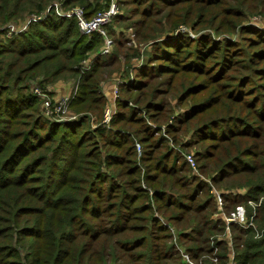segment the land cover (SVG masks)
I'll use <instances>...</instances> for the list:
<instances>
[{
	"label": "trees",
	"instance_id": "obj_1",
	"mask_svg": "<svg viewBox=\"0 0 264 264\" xmlns=\"http://www.w3.org/2000/svg\"><path fill=\"white\" fill-rule=\"evenodd\" d=\"M54 2L110 0H0V27L44 14L0 30V264H264V0H117L107 53ZM62 78L76 118L55 120L32 89ZM212 186L225 215L259 202L254 226L216 216Z\"/></svg>",
	"mask_w": 264,
	"mask_h": 264
},
{
	"label": "built area",
	"instance_id": "obj_2",
	"mask_svg": "<svg viewBox=\"0 0 264 264\" xmlns=\"http://www.w3.org/2000/svg\"><path fill=\"white\" fill-rule=\"evenodd\" d=\"M53 7H54L55 12L58 15L74 17L76 19V23L79 27V30L82 33L90 34L94 31H98L102 35H104L105 37L104 43L99 48L98 52L107 53L111 49L112 40L105 36L103 27L111 22L113 15L117 12L116 2L114 0H111L110 4L108 5L107 8H105V10L103 9L102 11H97L95 14H93L89 18L86 17L83 7L78 6V5H74L72 7L64 9L61 7V4L59 2H54ZM43 15L44 14L38 15L37 17L35 15H32L28 17L29 19L27 20V22L28 21L30 22L32 20H36V21L41 20L43 18ZM27 22L20 28H16L14 25H8V24H7L8 26L6 25V27L8 28L9 33H18L20 31L24 32V30L28 26ZM181 28L184 29V27H181ZM90 63H91V59L83 60L82 61L83 68H86ZM33 89H34V92L39 96L41 100V109L45 116L52 117L55 120L76 118V114H73V113L66 114V109H67V105L70 100L71 93L67 96H61L60 98L53 100L46 92L42 91L40 88L34 87ZM117 97H118V90H117V83H116V85L114 86L112 90V97L109 99L108 104L105 106L103 110L102 119H101L102 124L107 125V123L110 121L111 116L113 115V113H115L114 112L115 111L114 102ZM135 145H136L138 154H140L142 150L141 146L137 142ZM185 159L189 163L192 170L195 171L196 170L195 162H194V158L192 157V154L185 153ZM211 192L214 195V199L220 211L221 217L224 218L226 224L230 222H236V223L241 224L244 227L254 226V223L252 220L255 214L254 208L256 205L259 204V202L255 203L252 201H248V203L252 206V211L249 214L243 205H237L233 211H231L228 215H225L221 211L222 192L220 190L215 189L213 186L211 187ZM226 229H228V226L226 227ZM226 239L228 241V245L230 246L229 233L226 235ZM182 256L186 264H202L200 262H197V263L193 262L192 260L188 258L187 254L183 252H182ZM213 260H215V258ZM226 264H236L234 253L231 249L228 252V260Z\"/></svg>",
	"mask_w": 264,
	"mask_h": 264
},
{
	"label": "rangeland",
	"instance_id": "obj_3",
	"mask_svg": "<svg viewBox=\"0 0 264 264\" xmlns=\"http://www.w3.org/2000/svg\"><path fill=\"white\" fill-rule=\"evenodd\" d=\"M115 2L117 1V0H114ZM110 2H111V0H110ZM110 2H109V4H110ZM78 6H80V5H78ZM132 4L131 5H129V4H126V5H124V4H119V3H117L116 2V10H117V12H120L121 14H123V15H128L130 12L129 11H131V8H132ZM82 7V6H81ZM83 10H84V8H83ZM103 9H101V10H98V11H102ZM105 10V9H104ZM85 11V10H84ZM116 14V13H115ZM114 14V15H115ZM32 15H35L36 17L38 16V15H41L40 13H35V12H33V13H30V14H28V16H26V18L24 19V20H22V21H20L18 24L16 23V24H14V23H9L8 25H14L16 28H20V27H22L26 22H27V20L29 19L28 17H30V16H32ZM113 15V16H114ZM138 16H134L133 18H137ZM111 21H113L112 19H111ZM248 22H250L251 24H255L256 26H258L259 28H261V29H263L264 30V16H259V15H253V16H250L249 17V19H248ZM19 24H21V25H19ZM29 24V21L27 22V25ZM110 24H111V22H110ZM7 25V26H8ZM116 27H114L115 28V30L117 29V28H119V25L118 24H114ZM1 29H3V31L5 30V33H3V36H1V37H3V38H8V37H10V36H12V33H9L8 32V28L6 27V25L5 26H3V27H0V30ZM27 30V27H26V29L24 30V32ZM105 30V29H104ZM183 30V29H182ZM185 30V29H184ZM7 31V32H6ZM188 34H189V36L190 37H198L197 36V34H194L191 30H190V28H187L186 27V30H185ZM20 32H23V31H20ZM148 48L149 47V45H145V44H142L141 45V50L143 49V48ZM136 60V59H135ZM119 78V75L118 74H116V73H114L112 76H110V77H108L106 80H105V82L104 83H102V85L105 87L106 85L108 86V84H109V86H111V83H115L116 81H117V79ZM52 81V80H51ZM51 81H49V82H45L44 83V86H46V88L48 89V85L49 86H55V85H57V86H60V85H65V84H67L68 82L70 83V81L71 80H68L67 78H62V79H57V80H53V83H51ZM72 82V81H71ZM36 88H38V86H35ZM106 89V92L108 91V87L107 88H105ZM33 91H34V89H32ZM110 93H111V89H110V92L108 93L109 95H110ZM71 113H73L72 112V110H70L69 108L68 109H66V114H71ZM74 114V113H73ZM93 114V113H92ZM92 114H90V118H89V125H90V127H92V126H94V124H96V121H97V117H96V115H92Z\"/></svg>",
	"mask_w": 264,
	"mask_h": 264
},
{
	"label": "crops",
	"instance_id": "obj_4",
	"mask_svg": "<svg viewBox=\"0 0 264 264\" xmlns=\"http://www.w3.org/2000/svg\"><path fill=\"white\" fill-rule=\"evenodd\" d=\"M118 82H119V79H117V81L114 84L111 83V86H109V84H108V86L106 85L105 87L102 85L103 93H105V95L107 96L108 101L112 97V90H113L114 86L116 85V83L118 84ZM72 87H73V84L71 81H70V83L68 82L67 84H65L63 86L62 85H60V86H57V85L49 86L48 85V91L50 92L49 96L53 100H56V99L60 98L61 96H67L71 93ZM107 87H108V91L106 92L105 88H107ZM110 89H111V93L109 95L108 93L110 92ZM216 216L221 217V214H217Z\"/></svg>",
	"mask_w": 264,
	"mask_h": 264
}]
</instances>
